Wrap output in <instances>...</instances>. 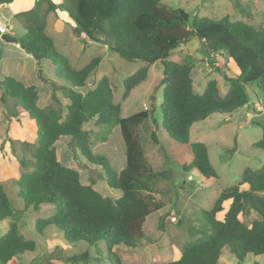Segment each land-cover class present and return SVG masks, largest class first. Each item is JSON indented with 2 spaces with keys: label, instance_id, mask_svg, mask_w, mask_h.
Here are the masks:
<instances>
[{
  "label": "trees",
  "instance_id": "16d2710c",
  "mask_svg": "<svg viewBox=\"0 0 264 264\" xmlns=\"http://www.w3.org/2000/svg\"><path fill=\"white\" fill-rule=\"evenodd\" d=\"M12 1L0 0V6ZM232 1L238 12L251 15L241 0ZM56 9L66 11L78 33H83L87 39L105 45L128 61L145 64L123 79L122 99L145 80L150 65L162 64L161 123L175 144L166 153L183 172L197 170L207 178H216V172L209 161L207 146L190 140V128L211 114L230 113L245 105L250 82H257L258 89L264 93V24L231 20L228 15L212 19L194 14L190 18L183 8L172 7L164 0H59L57 3L35 0L29 9L13 15L25 31V36L18 38L20 47L38 62L45 59L59 63L55 71L68 84L64 89L69 103L63 107L52 90L51 99L57 105L39 107L35 85H23L11 76L0 80L3 101L15 99L8 109V120L15 121L17 126L32 124L36 128L35 142H20L23 151L26 145L32 150L30 159L18 158L21 167H30L23 170L17 180L23 208L11 205L0 183V221L10 219L7 230L0 236V264L34 250V240L24 238L18 230V222L23 212L38 211L42 206H51L54 212L37 221L38 232L52 225L66 245L82 241L96 250L102 242L106 251L103 259L109 264H126L112 248L139 244L145 236L146 217L164 206L154 196L158 177H168L170 172L155 171L144 164L142 146L136 137L131 138L129 129L134 130L147 118L148 110L120 118V104L112 100L108 78L102 76L95 80L100 57L75 69L66 56L56 51L53 39L45 32L46 16ZM192 37L199 39L206 54L221 52L234 64L236 74L224 75L228 83L225 93L220 92L215 80H209L201 93L196 92L191 76L194 61L167 59L173 49ZM84 86L88 87L84 93L77 91ZM90 120L100 126L101 131L110 123L120 127L126 147V163L121 169H108L105 159L92 156V130L82 128ZM63 135L70 137L73 150H78L89 163L102 167L105 176L100 177L111 189L120 191L119 197L103 196L92 184L81 183L78 170L58 160L54 143ZM97 136L105 141L108 134L103 137V133H97ZM151 136L157 138L155 132ZM253 146L264 151V136ZM90 182L94 183L92 179ZM242 184L248 188L240 189ZM225 201L230 202L219 219L216 215L223 210ZM251 211L255 217L247 224L241 215ZM200 215L202 229H189L193 239L178 258L154 264H216L225 249L239 264L248 255L264 254V162L257 169L244 168L239 181L222 190L213 205L201 210ZM162 220L163 215L159 216V228L163 227ZM90 257L87 249L67 259L71 263H86Z\"/></svg>",
  "mask_w": 264,
  "mask_h": 264
},
{
  "label": "rangeland",
  "instance_id": "374dc122",
  "mask_svg": "<svg viewBox=\"0 0 264 264\" xmlns=\"http://www.w3.org/2000/svg\"><path fill=\"white\" fill-rule=\"evenodd\" d=\"M164 1L172 7L183 8L190 18L194 14L212 19L228 15L231 20H243L253 25L264 24V0H241L251 13L247 16L234 8L232 0ZM13 9H15L13 4L0 8V25L10 28L8 31L12 30V35L17 38L24 37L25 32L11 16ZM47 33L53 38L56 51L66 56L70 66L75 69L83 67L96 56L100 57L99 65L95 70V80L102 76L108 78L113 93L112 100L120 104V118L148 110L147 118L134 130L129 129L131 138L136 137L140 142L146 167L155 171L170 172L168 177H158L154 196L160 199L164 206L146 217L143 223L145 236L136 247L119 245L114 246L112 251L122 263L126 264H154L178 258L184 246L193 239L189 229H202L201 210L209 209L222 190L234 186L239 181L244 168L257 169L262 166L264 151L255 148L253 143L264 136V93L258 89L257 82H250L247 85L248 101L245 105L230 113L211 114L204 120L194 123L189 132L190 140L202 142L207 146L209 161L216 172V178H207L197 170L183 172L166 153L175 144L168 137L161 123L162 64L155 62L150 65L145 80L133 88L127 98L122 99L123 79L143 67L145 65L143 62L128 61L109 51L105 45L82 38L70 22L64 24L61 31L47 28ZM167 59L178 62L189 59L194 61L191 76L194 90L198 93L204 90L209 80H215L220 92L225 93L228 83L224 75L234 76L237 72L234 64L223 53L206 54L197 37H192L188 42L173 49ZM59 66L58 62L45 59L38 62L20 45L0 39V80L5 76H11L23 83L25 76L30 75L31 81L39 85L40 107L57 105L51 99L52 90L55 91L63 107L69 103L64 89L68 84L57 76L55 71ZM58 84H61L60 87ZM87 88L84 86L77 91L84 93ZM2 98L3 91L0 86V183L11 205L21 209L23 200L18 196L17 180L20 173L29 170L30 167H21L18 158L23 156L30 159L32 150L26 145L27 149L23 151L20 142L31 143V141L26 140L27 132L23 131L21 126H17L15 121L8 120V109L12 107L15 99L8 98L4 102ZM63 112H66L65 108ZM88 127L96 128L94 123L92 125L88 123L85 129ZM98 127V133L100 135L103 133V137L108 134V137L103 145L95 148V152L92 151V156L105 159L108 169L117 171L126 163L125 140L121 136L120 127L115 123L104 125L103 131L100 126ZM82 128L84 129V125ZM106 128L110 131L108 132ZM152 132H155L156 139L152 138ZM61 138H69V136ZM61 138L57 147H63ZM96 142L94 141L93 144ZM70 150L72 155H69V160L74 159L72 164L79 168L80 179L82 177L85 181L90 179L97 181L96 187L99 192L112 198L116 190L111 189L105 179L100 177L105 176L102 167L91 163V167L95 168L83 166L82 161L89 163L86 158L78 150L72 148ZM78 158L81 161L77 160ZM247 188L246 184L240 185V189ZM223 205L227 206V201ZM225 210L217 213L216 217L221 219ZM53 212V207L42 206L38 211L28 209L21 214L18 230L24 238L34 240L35 248L33 251L17 255L7 264H109L105 258L103 259V256L106 257V251L102 242L98 244L96 250L95 247H89L82 241L66 245L62 235L52 225L44 226L38 232L37 221ZM161 215H163V227L159 228L158 220ZM254 217L252 211L241 215V219L247 224ZM9 221V218L0 221V236L7 230ZM87 249L91 257L86 263H71L67 259ZM216 264L239 263L236 257L225 249ZM242 264H264V254L248 255Z\"/></svg>",
  "mask_w": 264,
  "mask_h": 264
},
{
  "label": "crops",
  "instance_id": "0c3cea01",
  "mask_svg": "<svg viewBox=\"0 0 264 264\" xmlns=\"http://www.w3.org/2000/svg\"><path fill=\"white\" fill-rule=\"evenodd\" d=\"M35 0H13L11 3L9 4H4V5H1L0 8L2 7H5V6H9V5H14L15 6V9H13L11 11V16L12 18L14 19L13 15L18 12V11H22V10H26V9H29L33 3H34ZM54 2H58L59 0H53ZM70 22V24L75 27V23L74 21L71 19V17L69 16V14L64 11V10H61V9H56L55 11H50L47 16H46V26H45V32L47 33V28H50V29H53V30H56V31H61L62 30V27L64 24ZM7 28V27H6ZM76 28V27H75ZM7 29H10V28H7ZM24 31V30H23ZM9 32L12 34V30ZM25 32V31H24ZM48 34V33H47ZM80 36L82 38H85V35L83 33H79ZM50 36V35H49ZM52 38V37H51ZM53 39V38H52ZM54 42V40H53ZM16 45H19L18 43H15ZM68 59V58H67ZM69 61V60H68ZM27 76V75H26ZM25 76L24 80H23V85H35L37 87V90H38V100H37V105H38V101H39V85H37L36 83L32 82L31 81V78H29L30 75H28L27 77ZM44 80V79H43ZM61 84H58V86L60 87ZM39 106V105H38ZM40 107V106H39ZM91 124L94 123L93 120H90L89 122H86L84 123V129L85 127L87 126V124ZM95 126V125H94ZM23 128V131H26L27 132V136L28 138H26V140H30L31 143L35 142L36 140V128L34 125L32 124H28V125H25V126H22ZM98 126H96V128H86L85 130H92V133H91V138L90 140L92 141V144L94 141H97L96 143H94L93 145H91V151L95 152V148H98L99 146L103 145L105 143V141L107 140V138L105 139V141H103V139H100L97 137V133H98ZM63 136H66V135H63ZM63 136H60L54 143V147H55V151H56V156L58 158V160L65 166H68V167H71V168H76V165H73L72 163H74V159H71L69 160V155H72V152H71V148L69 149V142H70V137L69 138H61ZM108 137V136H107ZM61 138L62 140V144H63V147H57V144H59V139ZM68 148V149H67ZM79 161H81L79 158L77 159ZM83 166L87 167V168H95V167H91L90 163H87V162H81ZM78 172H79V178H80V171H79V168L77 169ZM81 183L83 184H91L90 181L88 180H83L82 177L80 179ZM97 185V181H94V183L92 184V187L94 189H96L97 191H99V189L96 187ZM115 190V189H114ZM114 196H112V199L114 198H117L120 196V191L116 190V192H114V194H112ZM104 196V195H103ZM227 203L229 204V202L227 201ZM228 205L224 207L223 205V210L227 209ZM222 210V211H223ZM226 211V210H225ZM4 220V219H3Z\"/></svg>",
  "mask_w": 264,
  "mask_h": 264
},
{
  "label": "water",
  "instance_id": "95a60500",
  "mask_svg": "<svg viewBox=\"0 0 264 264\" xmlns=\"http://www.w3.org/2000/svg\"><path fill=\"white\" fill-rule=\"evenodd\" d=\"M0 39L4 40L6 42H14V43L18 42V38L12 34H9V33L0 34Z\"/></svg>",
  "mask_w": 264,
  "mask_h": 264
},
{
  "label": "built area",
  "instance_id": "2783aa9c",
  "mask_svg": "<svg viewBox=\"0 0 264 264\" xmlns=\"http://www.w3.org/2000/svg\"><path fill=\"white\" fill-rule=\"evenodd\" d=\"M3 33H10V32L8 31L6 26L0 25V34H3Z\"/></svg>",
  "mask_w": 264,
  "mask_h": 264
},
{
  "label": "clouds",
  "instance_id": "9594fccd",
  "mask_svg": "<svg viewBox=\"0 0 264 264\" xmlns=\"http://www.w3.org/2000/svg\"><path fill=\"white\" fill-rule=\"evenodd\" d=\"M9 34H11V33H9Z\"/></svg>",
  "mask_w": 264,
  "mask_h": 264
}]
</instances>
